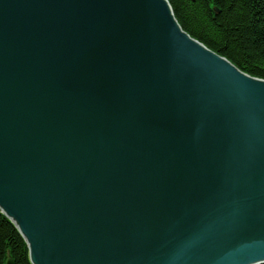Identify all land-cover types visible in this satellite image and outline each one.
Instances as JSON below:
<instances>
[{
  "label": "water",
  "instance_id": "95a60500",
  "mask_svg": "<svg viewBox=\"0 0 264 264\" xmlns=\"http://www.w3.org/2000/svg\"><path fill=\"white\" fill-rule=\"evenodd\" d=\"M0 209L31 264H264V81L166 0H0Z\"/></svg>",
  "mask_w": 264,
  "mask_h": 264
},
{
  "label": "trees",
  "instance_id": "16d2710c",
  "mask_svg": "<svg viewBox=\"0 0 264 264\" xmlns=\"http://www.w3.org/2000/svg\"><path fill=\"white\" fill-rule=\"evenodd\" d=\"M167 1L186 34L246 75L264 79V0ZM8 261L31 264L24 240L0 214V264Z\"/></svg>",
  "mask_w": 264,
  "mask_h": 264
},
{
  "label": "bare ground",
  "instance_id": "6f19581e",
  "mask_svg": "<svg viewBox=\"0 0 264 264\" xmlns=\"http://www.w3.org/2000/svg\"><path fill=\"white\" fill-rule=\"evenodd\" d=\"M167 1V0H166ZM167 3H168V1H167ZM168 5H169V3H168ZM169 9L171 10V13H172V15H173V17H174V14H173V11H172V9H171V7H170V5H169ZM214 12H215V14H217L218 13V9H215L214 10ZM174 19H175V17H174ZM175 21H176V19H175ZM177 22V21H176ZM178 24V23H177ZM182 30V29H181ZM183 31V30H182ZM184 32V31H183ZM185 33V32H184ZM188 35V34H187ZM189 36V35H188ZM191 39H193L192 37H190ZM193 40H195V39H193ZM195 41H197V40H195ZM198 43H200L199 41H197ZM201 45H202V47H204V48H206L202 43H200ZM208 49V48H207ZM209 50V49H208ZM211 51V50H210ZM211 52H213V51H211ZM214 53V52H213ZM214 54H216V53H214ZM219 58H221V59H223V60H225V61H227L228 63H230L237 71H239V72H241V73H243V74H245L244 72H242L241 70H239L237 67H235L230 61H228L225 57H223V56H221V55H218V54H216ZM247 76H249V75H247ZM249 77H251V76H249ZM251 78H254V77H251ZM258 79V78H257ZM259 80L260 81H264V79H260L259 78ZM0 214L3 216V217H5L7 220H8V222L10 221V219L5 215V212H3L1 209H0ZM14 227H15V225L13 224V223H11ZM18 234L21 236V234L18 232ZM22 240H24L23 238H22Z\"/></svg>",
  "mask_w": 264,
  "mask_h": 264
},
{
  "label": "rangeland",
  "instance_id": "374dc122",
  "mask_svg": "<svg viewBox=\"0 0 264 264\" xmlns=\"http://www.w3.org/2000/svg\"><path fill=\"white\" fill-rule=\"evenodd\" d=\"M10 223H12L11 221H9ZM17 230V229H16ZM18 232V231H17Z\"/></svg>",
  "mask_w": 264,
  "mask_h": 264
}]
</instances>
